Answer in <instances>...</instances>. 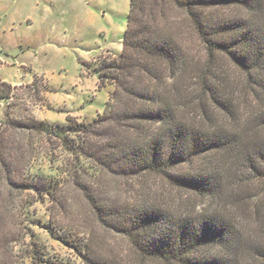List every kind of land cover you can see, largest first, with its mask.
<instances>
[{"label": "trees", "instance_id": "trees-1", "mask_svg": "<svg viewBox=\"0 0 264 264\" xmlns=\"http://www.w3.org/2000/svg\"><path fill=\"white\" fill-rule=\"evenodd\" d=\"M95 71L99 87L113 89L89 121L66 114L64 123H48L5 110L4 209L11 211L21 195L29 198L27 211L26 201L60 197L64 178L33 170L38 143L54 137L77 164L83 160L65 171L96 220L124 236L140 260L264 264L258 244L264 237V0H129L119 54ZM14 88L0 79V99L12 97ZM43 151L51 165L52 154ZM90 164L134 181L156 175L198 203L176 212L149 196H108L101 183L80 176L91 174ZM260 180V191L248 194ZM46 228L83 264H121L78 239L76 230L53 219ZM32 245L18 260L8 248L0 264H58Z\"/></svg>", "mask_w": 264, "mask_h": 264}, {"label": "rangeland", "instance_id": "rangeland-1", "mask_svg": "<svg viewBox=\"0 0 264 264\" xmlns=\"http://www.w3.org/2000/svg\"><path fill=\"white\" fill-rule=\"evenodd\" d=\"M128 7L129 0H0V79L15 86L12 97L0 99V119L6 109L12 116H33L48 123H64L66 114L76 122L89 121L101 113L113 85L99 87L95 69L104 58L119 54ZM58 145L54 137L43 138L37 145L41 152L33 161L34 171L64 178L57 201L32 199L26 201L27 211L24 201L29 198L21 195L6 211L0 194V263L8 248H13L18 260L35 241L36 248H45L58 264H83L73 248L51 237L46 222L53 219L57 227L76 230L78 239L99 253L115 256L121 264H166L140 260L124 236L101 226L65 171L78 169L83 160L77 164ZM43 150L52 154V167ZM90 165L91 174L80 176L88 183H101L108 196L121 193V198L131 200L149 196L176 212L198 203L197 197L165 185L156 175L134 181L99 173ZM262 184L261 180L251 182L248 194L259 192ZM258 239L264 248V237Z\"/></svg>", "mask_w": 264, "mask_h": 264}]
</instances>
